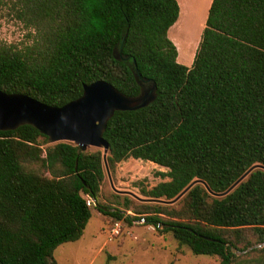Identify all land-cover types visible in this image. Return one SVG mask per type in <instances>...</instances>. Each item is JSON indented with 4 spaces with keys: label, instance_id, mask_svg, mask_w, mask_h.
Masks as SVG:
<instances>
[{
    "label": "trees",
    "instance_id": "obj_1",
    "mask_svg": "<svg viewBox=\"0 0 264 264\" xmlns=\"http://www.w3.org/2000/svg\"><path fill=\"white\" fill-rule=\"evenodd\" d=\"M23 2L34 34L22 47L0 44L1 92L61 107L103 81L135 97L137 71L156 98L108 120L105 164L101 150L49 144L29 125L0 131V264H57L54 250L81 238L92 210L171 232L178 247L219 264H264V246L232 252L264 243V170L214 196L264 168V0H212L190 67L167 36L176 0ZM128 159L165 168L168 181L141 189L149 202L106 206L105 172Z\"/></svg>",
    "mask_w": 264,
    "mask_h": 264
},
{
    "label": "rangeland",
    "instance_id": "obj_2",
    "mask_svg": "<svg viewBox=\"0 0 264 264\" xmlns=\"http://www.w3.org/2000/svg\"><path fill=\"white\" fill-rule=\"evenodd\" d=\"M187 1L190 6L168 37H173L178 46L177 62L190 67L207 15L208 0ZM26 15L23 0H0V44L22 47L31 42L34 32L25 25ZM87 150L101 149L89 147ZM165 172V168L148 161L128 159L117 165L113 173L105 172L100 199L106 206L117 209H122L120 203L125 196L136 203L149 202L141 195V189L168 181L167 177L159 175ZM53 257L57 264H219L216 256H195L189 248L178 247L171 232H157L141 221L130 225L124 221L115 222L95 210L81 238L57 247Z\"/></svg>",
    "mask_w": 264,
    "mask_h": 264
},
{
    "label": "water",
    "instance_id": "obj_3",
    "mask_svg": "<svg viewBox=\"0 0 264 264\" xmlns=\"http://www.w3.org/2000/svg\"><path fill=\"white\" fill-rule=\"evenodd\" d=\"M125 38L126 33L121 39L120 49ZM116 59L122 60L120 53ZM134 78L140 87V92L135 97H127L110 84L96 81L84 86L79 98L61 107L48 106L23 94H6L0 91V131H12L19 126L29 125L46 136L49 144L72 143L80 152H85L89 147L101 149L105 164L109 145L103 138V133L108 120L117 111H135L148 106L156 98V85L153 81L142 79L137 71L134 72ZM256 169L264 170L260 165L252 166L224 193L214 196L227 195ZM197 183L200 181H193L167 204H174ZM203 186L211 194L206 185ZM92 202L95 205V200ZM158 227L162 226L158 225ZM263 246L264 243L254 245L242 252L232 249V252L240 256Z\"/></svg>",
    "mask_w": 264,
    "mask_h": 264
},
{
    "label": "crops",
    "instance_id": "obj_4",
    "mask_svg": "<svg viewBox=\"0 0 264 264\" xmlns=\"http://www.w3.org/2000/svg\"><path fill=\"white\" fill-rule=\"evenodd\" d=\"M176 1L178 3V6H179V16H178L177 21L169 28V30L167 32V36H168V33L171 29H173L174 27L177 28L179 26V24L181 23V20H182V16H184V14L186 13V9L190 6V4L188 3L187 0H176ZM211 1L212 0H208V2H207V10L210 7ZM207 13H208V11H207ZM206 17H207V15H206ZM205 20H206V18L204 19V24H205ZM203 28H204V25L202 26V30H203ZM168 38H170V37H168ZM170 41L175 45L176 50H178V46H177L176 42L174 41L173 37L170 38ZM196 48H197V46L195 47V51H196ZM195 51L193 52V55L195 54ZM192 58H193V56H192Z\"/></svg>",
    "mask_w": 264,
    "mask_h": 264
},
{
    "label": "built area",
    "instance_id": "obj_5",
    "mask_svg": "<svg viewBox=\"0 0 264 264\" xmlns=\"http://www.w3.org/2000/svg\"><path fill=\"white\" fill-rule=\"evenodd\" d=\"M86 205L88 206V207H92L93 206V202H92V200L91 199H89V198H86ZM118 226V224H115V227H117ZM115 232H117L116 230H114Z\"/></svg>",
    "mask_w": 264,
    "mask_h": 264
}]
</instances>
